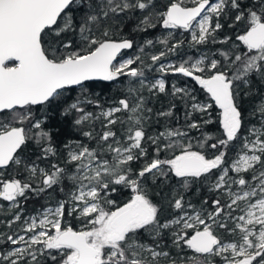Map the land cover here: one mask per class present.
<instances>
[{"label": "snow or ice", "instance_id": "obj_1", "mask_svg": "<svg viewBox=\"0 0 264 264\" xmlns=\"http://www.w3.org/2000/svg\"><path fill=\"white\" fill-rule=\"evenodd\" d=\"M0 264H264V0H0Z\"/></svg>", "mask_w": 264, "mask_h": 264}, {"label": "trees", "instance_id": "obj_2", "mask_svg": "<svg viewBox=\"0 0 264 264\" xmlns=\"http://www.w3.org/2000/svg\"><path fill=\"white\" fill-rule=\"evenodd\" d=\"M167 30H164L163 34H166ZM162 34V31L158 28L157 30H155L153 33H151V37L154 36H159ZM175 35L177 36H181V33L179 31H175L174 32ZM183 37H187L188 34L187 33H183L182 34ZM139 42V41H138ZM161 46L157 45L155 49H149L148 50V54L150 55L151 53L155 52L156 50H158ZM135 52L134 51H130V50H125L122 52V56L125 55H134ZM201 54V50L199 48H195V49H190L187 47V44H185V46L180 50L179 55L176 56H169V60L175 61V62H179V60L181 58H186V56H192L193 58L198 57ZM119 58V57H118ZM147 63H150V60H146ZM150 77H157L160 76V74L158 72L152 71L147 73ZM163 78L166 80V82L169 84V86L172 83H176L178 86H189V87H195L197 89V95L199 97H202V93L199 92L198 90V86H196L194 84V82L190 79V78H185L182 75L179 74H167L165 76H163ZM95 93L97 95H99L101 97L102 100L107 101L109 99V97L111 95H113L115 93V89L114 88H109L107 90H103L102 91V85L98 86L95 90ZM77 93L74 92L72 93L73 96H75ZM158 106V105H157ZM39 203H41L40 201H36V202H29L28 205L26 206V212L27 213H32L36 210V208L38 207Z\"/></svg>", "mask_w": 264, "mask_h": 264}, {"label": "rangeland", "instance_id": "obj_3", "mask_svg": "<svg viewBox=\"0 0 264 264\" xmlns=\"http://www.w3.org/2000/svg\"><path fill=\"white\" fill-rule=\"evenodd\" d=\"M128 56H130V55H125V56H123V57H128ZM157 78H163V77H161V76H157Z\"/></svg>", "mask_w": 264, "mask_h": 264}]
</instances>
